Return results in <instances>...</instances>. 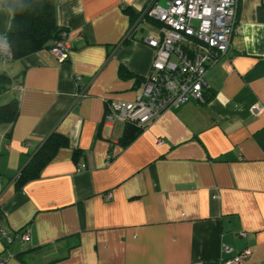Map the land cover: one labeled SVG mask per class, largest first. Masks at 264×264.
I'll return each mask as SVG.
<instances>
[{
	"label": "crops",
	"instance_id": "crops-1",
	"mask_svg": "<svg viewBox=\"0 0 264 264\" xmlns=\"http://www.w3.org/2000/svg\"><path fill=\"white\" fill-rule=\"evenodd\" d=\"M151 2L56 0L69 59L44 48L0 60L11 78L0 104L19 100L17 119L0 124L7 264H222L247 248L245 264H264V0H241L206 100L164 111L123 145L127 124L107 122V105L136 100L152 72L143 39L167 28L146 14ZM12 18L0 5V36ZM54 133L65 145L19 184Z\"/></svg>",
	"mask_w": 264,
	"mask_h": 264
},
{
	"label": "built area",
	"instance_id": "built-area-1",
	"mask_svg": "<svg viewBox=\"0 0 264 264\" xmlns=\"http://www.w3.org/2000/svg\"><path fill=\"white\" fill-rule=\"evenodd\" d=\"M240 4L241 0H165L162 5L159 0H152L146 14L167 28L160 38L148 35L143 39L155 50L152 72L144 80L136 100L108 102L106 121L145 128L174 106L191 99L205 101L209 88L206 74L229 53ZM68 38V31L63 29L50 47L59 62L69 59ZM0 60L4 63L12 60L4 36H0ZM84 95V91L78 93V97ZM22 239L29 241V234L25 233ZM251 255V249L247 248L222 264H245ZM0 264H7V259L0 257Z\"/></svg>",
	"mask_w": 264,
	"mask_h": 264
},
{
	"label": "trees",
	"instance_id": "trees-1",
	"mask_svg": "<svg viewBox=\"0 0 264 264\" xmlns=\"http://www.w3.org/2000/svg\"><path fill=\"white\" fill-rule=\"evenodd\" d=\"M0 5L8 7L13 13L12 22L6 34L12 60L23 58L44 48H50L63 30L57 22L56 0H0ZM10 83L11 78L7 74H0V94L9 89ZM18 102L16 98L0 106V124L12 123L17 119ZM143 128L127 123L121 139L122 144L127 145L133 141L143 131ZM65 143L66 139L62 136L55 133L50 135L23 169L18 180L19 184L39 177L45 165Z\"/></svg>",
	"mask_w": 264,
	"mask_h": 264
},
{
	"label": "rangeland",
	"instance_id": "rangeland-1",
	"mask_svg": "<svg viewBox=\"0 0 264 264\" xmlns=\"http://www.w3.org/2000/svg\"><path fill=\"white\" fill-rule=\"evenodd\" d=\"M160 3L162 4V5H165V0H161L160 1ZM147 25V24H146ZM10 92H12V91H10ZM5 92H3L2 94H4ZM2 96H4V95H2ZM0 100H2V99H0ZM1 103V102H0ZM6 103H8V102H6ZM0 105H2V104H0Z\"/></svg>",
	"mask_w": 264,
	"mask_h": 264
}]
</instances>
